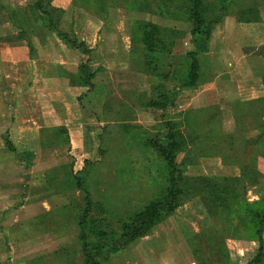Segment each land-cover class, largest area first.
Wrapping results in <instances>:
<instances>
[{
    "label": "rangeland",
    "instance_id": "rangeland-1",
    "mask_svg": "<svg viewBox=\"0 0 264 264\" xmlns=\"http://www.w3.org/2000/svg\"><path fill=\"white\" fill-rule=\"evenodd\" d=\"M194 1L213 28L204 46ZM182 41L203 78L224 72L221 104L187 110L177 97L187 57L171 46ZM0 48L14 124L41 132L34 152L17 149L13 175L52 207L15 233L6 217L20 202L1 207L0 264H85L83 242L105 245L102 264H176V237L198 264H264V76L235 69L247 59L264 71V0H0ZM13 59L31 61L18 94ZM170 134L184 168L175 208L116 252L124 225L169 183L157 144Z\"/></svg>",
    "mask_w": 264,
    "mask_h": 264
},
{
    "label": "crops",
    "instance_id": "crops-1",
    "mask_svg": "<svg viewBox=\"0 0 264 264\" xmlns=\"http://www.w3.org/2000/svg\"><path fill=\"white\" fill-rule=\"evenodd\" d=\"M211 39L212 38H210V40ZM223 41L225 42L224 36H223ZM191 46L192 43L190 42L186 43L185 41H182L180 44L173 43L171 47L172 49L171 54L185 57L187 52L191 51ZM225 48L226 45L224 44L222 45V49L219 50L224 51ZM5 61L8 60H4V55L2 54L0 48V68H2V70L0 69V72L2 73L5 72V66L8 64V62L6 64ZM12 61L15 63L14 65L16 70L17 71L19 70L20 72L19 75L16 77H19L21 82H19L18 85L14 84L13 85L14 90H11L10 92L13 94L15 93L18 94L22 90L23 82H26V77L28 76L27 74L29 73V70L31 68L30 66L31 61L29 60L21 61L20 59L19 60L13 59ZM246 61L247 59L242 61L240 60L238 65L236 66L237 68H235L237 69L238 73L241 75L240 77L242 79H248V78L258 79L261 76L262 77L264 76V71H260V69H258L256 66ZM198 66L200 71L198 70L197 82L199 83L196 84V87L179 85L181 87L178 86L177 88L178 89L177 97L180 98L182 95H184L185 98L184 97L181 98L188 103V106L185 108L187 110H191L192 108L197 109L202 107L218 105L221 104L222 101V98L218 93V89L221 85L222 75H224V72L218 71L215 73L214 77H209L205 79L201 75L202 74L201 64L198 63ZM12 82L6 80V84L8 86H9L8 83H12ZM4 88L5 85L0 84V133L3 131V133L0 134V205H1L0 209L1 207L2 209H6L10 207L15 201L20 202V204L17 206V209L6 217V223L10 222V224L7 227V230L9 231V233H15L19 231L20 228L25 229L27 226L28 228L34 226L37 222V218L40 215L48 212L49 211L48 209H51L52 207L47 208V206L42 203V201H48L49 199L46 198L37 201L36 198H34L35 196L31 197L29 194H27L22 189L23 184H21V178H17L13 175L14 169L19 166L18 164L19 162L15 160V152L7 149L5 146L4 143L5 130L8 131V133H6L5 136H7L8 140L11 142L16 153H20L18 152L17 149H21L20 151L23 152H29V151L34 152L37 149V144L40 143L41 132H40V128L31 129V127H26V126L17 127V125L14 124L12 118L13 111L11 110L12 107H14V105H12V103H10L11 105L6 103L4 99L5 96L2 95L1 93L2 89ZM232 91L233 90H230L231 93ZM185 92L186 94L188 93L190 97H187ZM14 135L15 137L19 138L18 141L12 138ZM30 136H32V138ZM23 200L25 202L21 203L23 202ZM27 200L29 202H26ZM260 234L262 240L264 241V220ZM178 242L179 244L177 247L175 244ZM172 244L171 243L167 244L169 246L168 249L174 247L175 249L180 250V252L183 253L184 255V257L182 256L180 257V259H178L176 264H198L192 255L187 254L186 252L187 250H185L186 245L184 246V244L180 242L178 237L172 240ZM170 260H173L171 261V263H174L173 255L170 257Z\"/></svg>",
    "mask_w": 264,
    "mask_h": 264
},
{
    "label": "trees",
    "instance_id": "trees-1",
    "mask_svg": "<svg viewBox=\"0 0 264 264\" xmlns=\"http://www.w3.org/2000/svg\"><path fill=\"white\" fill-rule=\"evenodd\" d=\"M197 5V1H194L190 8V14L192 16V21L195 26V30L192 34L196 39L194 42L200 44L202 43L204 46V42L210 37V31H212L213 28L211 27L212 25L208 26L202 22L199 16V12L197 10ZM151 26L155 28L158 27L156 25ZM66 41L69 43L68 40ZM195 55L196 53L194 52H187L185 56V58L187 57L185 63L188 67L185 73L186 82L182 84L184 86H196L197 84L199 66L197 60L195 59ZM166 92L172 95L170 90L167 88ZM169 139L171 140H169L167 147H164L159 143L157 144V149L162 157V161L164 162L166 176H168L169 183H167L166 186L163 187L162 191H164V193H162L160 200L157 202V204L153 203L147 206L144 209V212L139 214L138 221L136 223L131 222L124 225L123 231L121 232L116 245H113L112 248V250L116 252L125 249L126 246L130 243V241H132L136 237L146 235L147 231L151 229L153 225L155 226L160 220H163L166 216H168L169 213L173 212L175 208L177 196L180 194L177 182L182 178L184 168L182 165L177 164L174 160L175 154L176 152H178V143L174 140L173 134L169 135ZM4 142L7 149L16 153L14 147L12 146L8 138L4 137ZM76 185L80 189H83V187L85 186L81 182V179L79 180V178L77 177ZM262 217H264V212ZM83 229L84 228L82 226L80 230L83 231ZM259 236V243L263 245L264 241L262 240L261 234ZM83 255L85 264H102L103 260L108 256V250L102 243L89 245L83 242Z\"/></svg>",
    "mask_w": 264,
    "mask_h": 264
}]
</instances>
